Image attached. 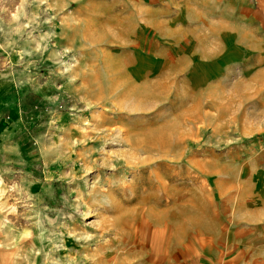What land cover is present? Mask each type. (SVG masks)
<instances>
[{
    "label": "rangeland",
    "instance_id": "374dc122",
    "mask_svg": "<svg viewBox=\"0 0 264 264\" xmlns=\"http://www.w3.org/2000/svg\"><path fill=\"white\" fill-rule=\"evenodd\" d=\"M250 2L0 0V264H264Z\"/></svg>",
    "mask_w": 264,
    "mask_h": 264
},
{
    "label": "crops",
    "instance_id": "0c3cea01",
    "mask_svg": "<svg viewBox=\"0 0 264 264\" xmlns=\"http://www.w3.org/2000/svg\"><path fill=\"white\" fill-rule=\"evenodd\" d=\"M184 5L180 11L175 10L178 20L185 24H194L198 18L206 16L226 17L225 12L229 10H240L241 6L251 3L250 0H177ZM243 3V4H242ZM253 6H248L247 10L257 12L264 10V0H253ZM216 13V14H214ZM216 15V16H215ZM233 19V16H230Z\"/></svg>",
    "mask_w": 264,
    "mask_h": 264
}]
</instances>
